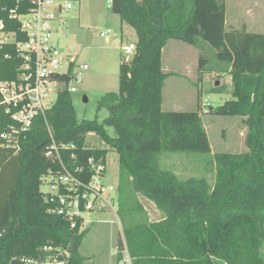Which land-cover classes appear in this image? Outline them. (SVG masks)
Here are the masks:
<instances>
[{
  "label": "trees",
  "instance_id": "trees-1",
  "mask_svg": "<svg viewBox=\"0 0 264 264\" xmlns=\"http://www.w3.org/2000/svg\"><path fill=\"white\" fill-rule=\"evenodd\" d=\"M111 2L122 24L135 30L137 43L120 66L119 92L98 102L108 117L80 120L65 87L45 118H36L18 155L0 150V264L38 257L47 244L70 247L71 264H85L79 248L87 231L71 230L51 214L41 187L53 166L44 155L52 137L74 144L81 164L107 158L108 149L88 147L90 134L118 155V244L124 236L134 264H264V32L228 29L226 0ZM15 5L9 0V7ZM4 18L9 30H18V22ZM171 40L200 50L201 71L212 58L213 71L230 74L232 113L248 129L247 153L215 154L214 184L182 180L161 166L168 154H212L200 109L163 111L171 76L163 69V50ZM12 64L2 60L3 70L10 73ZM9 73L4 76L11 78ZM140 197L154 204L162 220L150 221Z\"/></svg>",
  "mask_w": 264,
  "mask_h": 264
},
{
  "label": "rangeland",
  "instance_id": "rangeland-1",
  "mask_svg": "<svg viewBox=\"0 0 264 264\" xmlns=\"http://www.w3.org/2000/svg\"><path fill=\"white\" fill-rule=\"evenodd\" d=\"M73 8L65 13L64 31L56 37L62 53L87 64L73 94V103L80 120L102 122L108 110L98 111V102L109 93L119 92L120 66L127 58L123 46L137 40L135 30L122 24L120 17L109 5L111 0H71ZM227 27L241 29L246 26L250 33L264 32V0H226ZM252 9V11L250 10ZM111 31L110 41L100 36L101 31ZM211 57L213 52L206 53ZM200 50L187 43L171 40L163 50V68L171 76L165 81L162 108L165 112H195L200 109L212 148L211 156L168 154L161 166L174 172L180 179L204 178L211 184L215 181V154H244L247 127L244 118L232 113L233 83L230 74H219L211 58L203 71L200 70ZM87 97L88 101H84ZM208 103V112L204 105ZM110 135L114 132L108 128ZM88 147L108 149V174L106 181L119 182L118 155L99 137L90 134ZM48 190L43 184L41 191ZM140 203L151 222L162 220V214L153 203L140 197ZM119 211V204L116 206ZM95 222L87 230L79 248L85 264H116L115 249L119 236L123 235L119 212L94 215Z\"/></svg>",
  "mask_w": 264,
  "mask_h": 264
},
{
  "label": "built area",
  "instance_id": "built-area-1",
  "mask_svg": "<svg viewBox=\"0 0 264 264\" xmlns=\"http://www.w3.org/2000/svg\"><path fill=\"white\" fill-rule=\"evenodd\" d=\"M14 2L15 7H9V0H0V58L13 62L9 73L0 59V150L18 155L36 118H45L65 87L72 95L79 92L76 84L90 67L62 53L56 41L66 25L65 13L73 8L71 0ZM4 16L18 22L17 31L7 28ZM110 35V30L100 33L107 42ZM122 49L128 57L136 47L130 44ZM6 72L12 77L6 78ZM204 108L208 112L209 104ZM76 151L74 144L57 143L52 137L44 155L53 166L42 179L48 186L42 193L51 214L83 233L95 222L94 215L117 214L119 189L106 181L108 156L105 160L89 157L81 164ZM41 251L38 257L14 258L9 264H71L70 247L47 244ZM114 253L116 264H134L124 236Z\"/></svg>",
  "mask_w": 264,
  "mask_h": 264
},
{
  "label": "crops",
  "instance_id": "crops-1",
  "mask_svg": "<svg viewBox=\"0 0 264 264\" xmlns=\"http://www.w3.org/2000/svg\"><path fill=\"white\" fill-rule=\"evenodd\" d=\"M250 10L252 11V9H250ZM227 22H228V15H227L226 23H227ZM136 43H137V40H136L135 42H131L130 44L136 45ZM130 44H129V45H130ZM163 69H164V68H163ZM164 71H165V73H167L165 69H164ZM169 77H170V76H169ZM169 77H168V78H169ZM168 78H167V79H168Z\"/></svg>",
  "mask_w": 264,
  "mask_h": 264
},
{
  "label": "water",
  "instance_id": "water-1",
  "mask_svg": "<svg viewBox=\"0 0 264 264\" xmlns=\"http://www.w3.org/2000/svg\"><path fill=\"white\" fill-rule=\"evenodd\" d=\"M84 101H85V102H87V101H88L87 97H84Z\"/></svg>",
  "mask_w": 264,
  "mask_h": 264
}]
</instances>
